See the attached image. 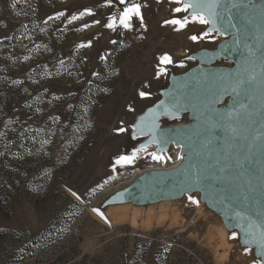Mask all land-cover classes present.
<instances>
[{
  "label": "rangeland",
  "instance_id": "374dc122",
  "mask_svg": "<svg viewBox=\"0 0 264 264\" xmlns=\"http://www.w3.org/2000/svg\"><path fill=\"white\" fill-rule=\"evenodd\" d=\"M138 2L143 25L133 18L131 29L113 31L103 25L122 11L116 0L112 6L107 0H0V40L14 38L0 51L6 69L0 74V264H253L259 258L242 228L230 229L200 192L115 198L139 172L176 162L171 148L137 151L153 145L146 142L148 127L139 132L150 121L160 127L191 121L192 110L177 111L168 100L171 78L196 67L240 65L232 57L211 65L203 60L230 35L213 32L214 40L194 42L190 37L209 26L166 24L185 15L191 20L173 11V0ZM86 9L94 15L68 22ZM57 11L65 17L48 20ZM89 41L91 47H80ZM165 55L171 64H161ZM140 91L151 95L140 98ZM120 126L128 131L117 134ZM45 139L50 143L42 147ZM134 152L133 163H115Z\"/></svg>",
  "mask_w": 264,
  "mask_h": 264
},
{
  "label": "snow or ice",
  "instance_id": "6c2138e0",
  "mask_svg": "<svg viewBox=\"0 0 264 264\" xmlns=\"http://www.w3.org/2000/svg\"><path fill=\"white\" fill-rule=\"evenodd\" d=\"M113 2L114 0H107L109 6H112ZM116 2L123 6L122 11L118 15L109 16L107 23L103 27L113 31L118 26L124 29H131L133 18H136L143 25V4L141 2H138V0H116ZM173 2L178 5L174 7L173 11L176 13H189L191 20L189 15H185L183 19L165 21L166 24L178 25L179 29H183L189 23L209 26L207 31L190 37L194 42L205 38L214 40L213 32L227 35V31L222 24L225 18L228 20L229 27L235 29L238 33H247L253 28V21L250 17L240 19L242 16L246 17L247 14L246 10L236 3V0H232L230 5L225 3L224 0H173ZM234 9H239L236 15L232 14ZM84 15L91 16L94 14L90 9H86L80 12L79 16L71 15L68 22L71 23ZM60 17H65L64 11H57L55 17L48 16V20ZM236 19H240L239 24L233 23ZM93 23L100 24L101 21L96 19L93 20ZM83 27L87 28L89 25L85 24ZM238 42L243 43L246 49L244 63L239 72L214 78L216 87L212 91V99L210 101L212 107L208 109V106L205 105L208 114L205 116L203 133L198 139L200 151L196 154L212 152L216 156L215 163L213 164L211 160L206 161L207 169L201 167L200 164H193L192 180L193 183L211 179L223 180L228 183L238 182L239 186L250 195L254 191L256 175L252 174L247 168L248 161L254 157L257 151L264 154V46L256 49L254 45L249 44L246 40H238ZM91 46V41L87 45H80V47ZM189 59H192V57H189ZM160 62L162 65H167L172 63V59L165 55L160 58ZM166 71V67L159 68L161 75L166 74ZM13 83H19V81H13ZM138 95L140 98H147L151 94L147 91H140ZM55 99L60 98L55 97ZM221 104H223L222 108L216 107V105ZM161 107L164 108L165 114L175 118L174 114L166 106ZM172 107L179 111L183 104L179 99L173 97ZM131 110L133 109L129 106V111ZM145 127H148L153 132L155 131L153 123L141 127L139 129L141 134L144 133ZM115 131L120 134L128 131V129L120 126ZM133 135H135V132ZM213 138H215V146H213ZM48 143H50L48 139L41 141L42 147ZM145 147L146 145L137 151H141ZM151 155L154 160L163 159L156 153ZM135 157V152L132 155H122L115 163L118 165L131 164ZM180 159H183V157H180ZM213 168H215V171H211ZM259 179L264 181V175H259ZM69 191L72 192L71 189ZM72 195L77 199L80 198L76 192H72ZM241 195L247 199V195H244V193H241ZM189 199L192 200L193 197L189 196ZM93 211L103 216L99 209H93ZM237 216H241V213H237ZM241 218L243 217L241 216ZM241 227L247 236L244 243L246 245L254 244L258 250L259 258L254 259L253 264H264V219H259L258 222L249 219L247 227L244 225H241ZM235 235L233 233V238H235ZM246 251L249 250L246 249Z\"/></svg>",
  "mask_w": 264,
  "mask_h": 264
},
{
  "label": "water",
  "instance_id": "95a60500",
  "mask_svg": "<svg viewBox=\"0 0 264 264\" xmlns=\"http://www.w3.org/2000/svg\"><path fill=\"white\" fill-rule=\"evenodd\" d=\"M224 2L230 5L232 0H224ZM236 3L246 10V17L242 16L240 19L247 17L252 19V30L247 33H238L229 27L228 20L225 18L222 24L227 35H230L229 41L222 45L218 52L206 53L202 57L207 65H211L213 61L222 57H232L238 60L240 65L232 70L213 68L212 66L208 68L196 67L181 76L171 78L170 89L166 92L168 100L172 103V98L176 97L183 104L180 109L192 110L191 121L169 127H160L154 123L155 131L149 130L146 142L155 144L158 151H167L173 145L181 146L183 159L175 166L154 169L133 179L116 194L115 198L118 201H141L158 197L180 199L186 194L200 192L201 201L209 209L215 211L230 229L233 227L242 228L241 225L247 227L249 219L257 222L259 219H264V181L259 179V175H264V154L259 151L249 159L247 164L251 173L256 175L254 191L250 195L239 186L238 182L228 183L223 180L211 179L193 183L192 180L193 164H200L201 167L207 169L205 162L211 160L214 164L216 159L212 152L196 154L200 151L198 139L203 133L205 116L208 114L205 105L208 106V109L212 107L210 101L212 91L216 87L214 78L235 74L241 70L246 49L244 44L238 40H246L256 49L264 46V0H236ZM238 12L239 9H234L232 14L236 15ZM240 19L234 20L233 23L239 24ZM216 107L222 108L223 105H216ZM151 124L153 122L150 121L147 125ZM213 146H215V138H213ZM211 171H215V168ZM241 193L247 195V199L243 198ZM237 213H241L243 218L237 216ZM242 232L244 240L247 239L243 228Z\"/></svg>",
  "mask_w": 264,
  "mask_h": 264
},
{
  "label": "bare ground",
  "instance_id": "6f19581e",
  "mask_svg": "<svg viewBox=\"0 0 264 264\" xmlns=\"http://www.w3.org/2000/svg\"><path fill=\"white\" fill-rule=\"evenodd\" d=\"M152 147L154 148V147H156V145L153 144L152 146H149V147H147V148H144L141 152H143V151H147V150H150V149H152ZM170 148H171V154L173 155L174 159H176V160H175L176 162H174L175 164L173 165V166H175V165L178 164V161L181 160L180 157H182V147H181V146H175V145H173V146H171ZM141 152H140V153H141ZM161 164H163V163H159V164H157L158 167H156V168H147V169H145L144 171L139 172V173L136 174L131 180H129L128 182H126L125 185H123V187H125V186H127L129 183H131V181H132L133 179H135V178L141 176L142 174H144V173H146V172H148V171H151V170H154V169H164V168H166V167H164V168L161 167ZM118 211H119V210H118ZM133 220L135 221V218H133Z\"/></svg>",
  "mask_w": 264,
  "mask_h": 264
},
{
  "label": "trees",
  "instance_id": "16d2710c",
  "mask_svg": "<svg viewBox=\"0 0 264 264\" xmlns=\"http://www.w3.org/2000/svg\"><path fill=\"white\" fill-rule=\"evenodd\" d=\"M14 40V38H12V39H5V40H0V51L1 50H4L8 45H11V44H13V41ZM6 69L4 68V67H1V64H0V74L2 73V72H4Z\"/></svg>",
  "mask_w": 264,
  "mask_h": 264
},
{
  "label": "built area",
  "instance_id": "2783aa9c",
  "mask_svg": "<svg viewBox=\"0 0 264 264\" xmlns=\"http://www.w3.org/2000/svg\"><path fill=\"white\" fill-rule=\"evenodd\" d=\"M178 163H179V161H178Z\"/></svg>",
  "mask_w": 264,
  "mask_h": 264
}]
</instances>
